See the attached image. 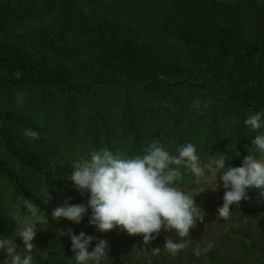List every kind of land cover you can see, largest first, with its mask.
Masks as SVG:
<instances>
[{
  "label": "trees",
  "instance_id": "16d2710c",
  "mask_svg": "<svg viewBox=\"0 0 264 264\" xmlns=\"http://www.w3.org/2000/svg\"><path fill=\"white\" fill-rule=\"evenodd\" d=\"M229 42L251 49L224 61ZM263 44L257 0H0V236L17 239L9 209L49 216L50 190L87 205L68 177L92 150L143 155L159 141L175 155L191 142L204 164L255 151L264 130L244 116L264 107V61L245 88L237 67ZM181 172L185 186L191 172Z\"/></svg>",
  "mask_w": 264,
  "mask_h": 264
},
{
  "label": "clouds",
  "instance_id": "9594fccd",
  "mask_svg": "<svg viewBox=\"0 0 264 264\" xmlns=\"http://www.w3.org/2000/svg\"><path fill=\"white\" fill-rule=\"evenodd\" d=\"M194 107L199 108L200 101H196ZM207 107L205 103L204 108ZM244 120L251 127L264 130V107L249 110ZM24 135L39 139L35 129H25ZM251 143L255 151H247L241 162L234 164L228 163L231 158L227 152H217L218 155L212 156L205 165L197 146L191 142L179 146L175 155L159 141H153L143 155L126 156L106 147L92 150L87 158L73 163L68 177L78 192L88 194L87 205L65 201L53 209L51 217L57 223L64 219L79 225L89 216L90 210L89 224L99 232L120 228L129 235H141L145 246L162 230L171 232L176 239L167 237L163 250L174 256L192 242V230L206 216V211L196 203L197 196L180 185L181 167L197 180L205 175L206 167L211 166L212 172H219L218 178H222L225 190L217 215L229 216L233 201L248 200L253 190L264 196V131L253 135ZM213 189L218 190V183ZM27 206L33 209L31 203ZM35 215L33 210L15 229V236L23 241V252L17 250L16 241L0 237V252L7 257L2 264H34L33 241L39 232ZM59 235L70 237L74 253L70 260L75 264H105L110 259V245L106 240L83 231L77 235L71 228L66 232L61 230ZM212 243L208 241L203 247L197 244L194 255L206 253ZM160 252V248H153L150 253Z\"/></svg>",
  "mask_w": 264,
  "mask_h": 264
},
{
  "label": "rangeland",
  "instance_id": "374dc122",
  "mask_svg": "<svg viewBox=\"0 0 264 264\" xmlns=\"http://www.w3.org/2000/svg\"><path fill=\"white\" fill-rule=\"evenodd\" d=\"M222 4L235 5L245 0H218ZM259 5L264 7V0H257ZM233 42L228 45L219 47L221 56L230 55L224 61H232L238 55L247 53L251 47L246 43ZM233 47L232 53L230 52ZM236 52L235 55H232ZM238 63V81L241 87L245 88L244 83L247 82V74L249 76L257 69V63L264 61V44L260 52L255 53L253 60L248 59ZM247 73V74H246ZM242 156L238 157L241 162ZM236 161H232L234 164ZM237 162V163H238ZM205 165H208L206 163ZM219 172H212L211 166L206 167L205 175L197 180L193 174L187 178L184 186L180 177L179 183L186 191H192L196 197V203L205 211L206 216L203 222L198 223L196 228L191 232L192 242L176 255H171L163 250L166 238L172 236L175 240L174 233L161 231L159 236L155 238L150 245L145 246L141 235L132 236L125 231L117 228L108 233L99 232L94 226L89 224V218L84 217L83 221L77 225L67 220L61 219L58 223L50 217L54 208L69 201L75 203L73 195L66 190L53 189L44 196V205L49 211V216L35 211L33 217L38 226V233L33 241L35 249L32 250L34 264H75L70 260L74 257L71 250V240L67 235L60 237L61 230L67 231L71 228L77 235L85 232L97 239L106 240L110 245L109 260L105 264H264V207L262 202L264 196L258 195L253 190L249 193V199L243 198L239 201H233L232 212L229 216L220 217L217 215L219 204L223 202L225 186L222 178H218ZM218 190L213 189L217 186ZM203 192V193H202ZM19 213L14 209H9L5 213V219L9 224L12 233L19 223H22L26 216L31 215ZM15 235V234H14ZM1 237V236H0ZM16 241L17 250L23 252V241ZM208 241H212V246L206 253L200 256L194 255L193 249L199 244L203 247ZM95 241L92 247H95ZM153 248H160L161 252L152 255L150 252ZM218 250L219 256L216 261H212L211 250ZM91 250V249H90ZM147 250V251H145ZM6 253L0 252V264L6 259Z\"/></svg>",
  "mask_w": 264,
  "mask_h": 264
}]
</instances>
